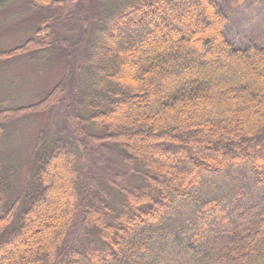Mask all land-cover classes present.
Instances as JSON below:
<instances>
[{"label":"trees","instance_id":"16d2710c","mask_svg":"<svg viewBox=\"0 0 264 264\" xmlns=\"http://www.w3.org/2000/svg\"><path fill=\"white\" fill-rule=\"evenodd\" d=\"M10 1L0 0V12ZM62 1L31 0L34 7L45 6L47 16L36 18L34 34L19 46L0 51V66L20 55L46 62L61 53L66 56L63 77L40 100L25 107L1 103L0 256L18 249L27 237L30 248L25 254L38 253L39 264H158L154 248L175 260L171 264H264V225L256 229L257 217L264 214V45L231 44L224 34L226 14L216 0H192L199 4L197 12L177 6L164 12L169 0L116 1L95 15L91 26L85 15L87 0H72L69 25L75 22L76 31L62 19L54 24L60 18L54 9ZM155 13L181 28H190L195 16L212 17L213 26L207 33L205 25L190 30V37L162 31L161 46H155L146 33L151 29L148 18ZM197 33L212 38L223 63L209 57L208 64L192 54L190 42ZM146 35L144 45L140 41ZM127 44L136 51L123 49ZM210 46L203 43L201 49L206 52ZM163 47L169 49L165 54ZM134 56L144 66L140 82L147 85L145 91L138 90L140 82L131 78L133 67L126 64ZM144 97L139 117L125 121L127 105ZM252 102L259 103L256 114L235 123L234 116L245 110L240 105L250 108ZM201 103L197 110L173 115L181 107ZM30 113L47 118L28 158L29 176L22 179L18 162L6 156L12 137L7 126ZM130 127H146L154 134ZM133 137L158 142L159 150L174 153L192 169L179 175L171 166L149 162L136 151ZM66 161L75 162L71 179L64 181L75 198L74 208L64 215L63 203L49 236L36 241L32 225L51 218L54 202L47 208L43 204ZM207 171L218 174L209 176ZM176 189L194 193L167 210ZM224 208L228 218H223ZM198 222L206 224V230L184 240L183 227L194 228ZM179 226L174 233L167 231ZM156 228L162 230L161 239L149 231ZM219 228L230 237L247 236L238 248L244 251L239 262L228 261L222 244L204 243L203 234H217ZM137 237L139 244H131Z\"/></svg>","mask_w":264,"mask_h":264},{"label":"rangeland","instance_id":"374dc122","mask_svg":"<svg viewBox=\"0 0 264 264\" xmlns=\"http://www.w3.org/2000/svg\"><path fill=\"white\" fill-rule=\"evenodd\" d=\"M30 1L31 0H12L10 1L11 5L5 11L0 12V51L19 46L27 38L31 37V35L34 34L36 29L35 26L37 24L36 18L39 17L38 19H40V17H42L44 14H46L47 16L46 12H48V10L46 11L47 8L45 6V8H37L34 7ZM116 1L124 0H87L85 15L89 18L88 26L92 25V18L95 17V15L99 16L102 10H106L110 6L112 7ZM216 2L219 4L222 11L226 14L228 21L225 27L224 34L225 38L231 44H233L237 48H244L250 41L260 45H264V0H216ZM165 5L166 6L163 7L164 12L166 10H169V8L176 6L182 8L184 7L187 10L193 9L195 12H197L196 9H198L199 7L198 2H193L192 0H169L168 4ZM74 8L75 6L72 0H63L59 7L57 9H54V11H58L60 13V18L55 21L54 24L60 25L61 23L59 22V20L62 19L64 25L67 26L69 30L73 29V31H76L74 30L76 29L75 22L69 25V21H71V17H73ZM166 18L167 17L164 16L163 13H155L152 15V17L148 18L151 21V29H149L148 31L146 30V33L148 32V34H150L149 36L153 38L152 41L155 42V46H161L159 37L162 31L167 32V35L171 37L177 35H188L187 37H190V30H197L202 25H205V30L203 32L207 33L213 26L212 17L203 19L200 16H195L190 24V28L188 26L182 28L177 27L176 25L167 22ZM54 20H56V18ZM118 33H122L121 30ZM132 34L134 33H131L130 35ZM74 35L75 33L72 32L73 38ZM57 36H59V34H57L56 37ZM147 36L148 35L141 38L140 42L144 45L148 41L147 38H145ZM67 37L70 38L69 35ZM190 43L192 54H196L198 58H201L204 62L208 63L207 60L209 57L219 60L221 63L224 62V56L218 51V45L213 42L211 37H204L203 35L201 37L198 36L197 33V35L192 37ZM203 43L211 45V50L203 52V50L201 49V45ZM123 49H127L133 53L136 51L135 45L133 44H127L125 47H123ZM163 50L164 51L162 52V54H165L169 49L163 47ZM61 54L62 55L58 54L57 58H54L48 62L34 59L29 55H20L2 64L0 66V107L1 103L6 102H9L12 107L29 106L32 103L37 102L45 94H47L63 77L66 56L64 53ZM126 64H129L128 66L131 65V67H133L131 78L138 79L140 82V80H142L144 77L142 76V74H140V70L144 69L141 61L134 56L133 59ZM127 65H125L123 69H128ZM173 82L177 83L178 81L173 80ZM137 86L138 90L140 91H145L148 89L147 85L143 84V82H140V84H137ZM140 91L139 93H141ZM204 92L206 94V97H208V90H205ZM144 99H146V97H144L143 100H137L136 103L130 102L127 105V110L125 113H123V119L125 121H128L133 117H139L137 111L141 106L145 104ZM225 99L228 102L233 100L229 97H226ZM236 103H238L237 100ZM257 104L259 103L252 102L250 104V108H245L244 103L240 105L241 109L243 108L245 110H243V114L239 113L238 115L234 116L235 123H240V121L243 120L245 116H248L250 114L254 115V113L256 114ZM202 105L203 103L190 104L181 107L177 111H174L173 115L176 117H178L179 115L182 116L183 114H187L192 110L201 108ZM46 118V114H24L19 118L11 121L7 126L11 129L12 137L9 138L10 142L8 145V149L5 150L7 154L6 156L12 157L11 159L15 163L18 162L21 168L20 172L22 174V179H25L29 176L28 158H30V154L34 146L37 134L41 127L45 124ZM122 129H124V127H122ZM128 129L136 130L141 134H154V130H149V128L146 127H130ZM155 134H157V132H155ZM132 139L137 145L136 151L140 155L142 154L143 156H147L149 162H155L159 165L166 164L168 166H171V169L175 170L179 175L185 173L186 171H190L189 169H192H188L185 166L184 162H182V158L175 156L174 153L166 150H159V148H157L156 146L157 144H159L158 142L140 137H133ZM161 146L163 145L161 144ZM186 158L187 162H189V156H187ZM62 166L63 168H60L61 172L56 176L55 180H52L51 193H49L48 199H46L43 204V207L45 206L47 208L49 207L48 205L51 202H54L53 204L51 203V218L47 219L48 223L46 224L41 225L36 221L32 225L31 237H34L36 241H41L43 239L45 240L49 236V233L53 228V224L55 223L58 216V210L60 209V207H63V203L65 210H61L63 211L62 214L64 215L70 213L71 209L74 208L73 203L75 198H71L69 196L64 181L67 177L71 179L70 172L71 168L75 166V162L66 161ZM216 174H218V172L216 171H207V175L209 176ZM257 176H260V174H258ZM193 189L186 190L184 194L176 189V193L173 196L175 200L172 201L171 205L169 206L170 209L167 210L173 211L177 204L186 202L187 196L194 193ZM57 197L58 201L56 199ZM175 202L177 203L175 204ZM225 208L222 209L221 213L224 214L223 218H228L230 214L226 212ZM257 219V221H259V226L256 229H259L262 226L261 224L264 225V214H260ZM206 226V224L198 222V224L194 228H190L189 226H184L185 228L183 226H179L174 228L171 227L167 231L169 232V234H171L174 233V231L176 230L175 228L180 229L183 227V234L181 236L185 240L187 239V236H190L191 238L197 237L199 234V230L204 229L203 231H205ZM149 231L157 239H161V237L163 236V234H161V229L156 228ZM246 237L247 236H245V234L238 237H230L221 228L218 229L217 234L214 232H205L203 234V238L205 241L204 243H208L209 245L211 244L212 246H215L218 243L222 244L223 252H221L225 256L227 255L226 258L228 259V261L231 260L233 262H239L244 251L238 248L242 245V243H244ZM22 241L23 244L19 245L18 249L13 248L1 254L0 264H39L40 262H42L38 253L26 256L25 251L30 248V238L23 237ZM139 242L140 237H137L132 240L131 244L137 246ZM150 245L152 246L151 243ZM256 246L257 244L254 242L251 250H253L254 252L257 251L258 248ZM155 251V261L158 264H171L175 261L173 259H169L165 253L157 252V249L154 248L153 252ZM229 252L235 255L231 256L228 254ZM246 252L249 253L250 251L246 250ZM188 264H193V262L190 260Z\"/></svg>","mask_w":264,"mask_h":264}]
</instances>
